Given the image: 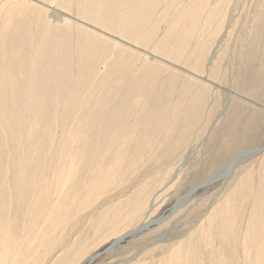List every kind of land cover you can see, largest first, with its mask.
<instances>
[{
    "label": "rangeland",
    "instance_id": "rangeland-1",
    "mask_svg": "<svg viewBox=\"0 0 264 264\" xmlns=\"http://www.w3.org/2000/svg\"><path fill=\"white\" fill-rule=\"evenodd\" d=\"M132 1L134 0H130L131 4ZM156 1L158 10L164 11L162 8L166 4L165 1ZM177 1L170 0L169 2L173 4ZM232 1L228 5L230 10L228 6L223 10L227 16L223 13V25L215 34L216 37L212 36L214 38L211 41L209 40L211 35L207 36V42H204L200 49L202 56L197 54V58L193 57L190 52L194 53L198 45L200 46V39L191 37L186 40L180 34L182 37L172 36L173 41L166 31V26H163V22L156 24L153 18L146 19V21L137 14L130 15V20L132 17V19H137L138 16V20L141 19L139 23L144 22L143 24H145L152 21L154 25H157L154 28L153 24L151 25L152 22L150 25L148 24L149 27L146 28H148V32L152 31L151 37H154L149 42L135 45L136 48L132 42L124 38L125 32H120L122 37H118V31L121 30L112 32L105 27L104 29L99 28L101 26L94 25V19L89 14L95 12V9L102 10L103 7H100L102 5L93 10L89 9V11L84 8L89 12L87 16L91 19L85 16L84 9L82 11L78 9V12L75 6L70 9L71 7L62 4L60 7L52 5L59 15L55 18L44 14L38 21L40 23L37 22L34 25V21L28 24L26 19H22L23 21L17 19L18 21L14 22L16 25L13 24L8 34L11 36L6 38L8 40L12 38L13 41L5 39V43L10 44L6 43L7 46L5 45L7 52L10 50L9 46H14L20 52L26 49L22 53V56H25L31 45L38 57L43 55V59L42 56L39 57L41 60L38 59L43 64L37 61L34 65L36 66L33 76L34 90H22L23 83L27 79L24 75L27 73V64L25 63V66L24 64H14L9 56L6 57L5 62L0 56V171L2 172H0V182L4 177L8 181L7 189L6 185L5 187L4 184L0 185V231L6 230L7 234L10 233L15 237V239L13 238L14 243H19L26 236L28 239L31 235L38 234L33 241V247L28 246L29 241L23 242V245L19 246L21 252L23 250L25 254L27 253L25 255L27 259L23 258L25 264H32L33 260V264H166L169 249L180 247L181 244L182 248L186 247L187 239L194 236L210 213L218 208H223L227 212L226 219L229 216L227 220H223L224 226L230 227L234 231L232 230L225 241H221L224 246L220 242L215 243L217 245H213L211 248L209 244H199L197 248L202 253L200 264H218L217 257L220 254L223 255L222 258L225 259L226 264H242L241 260H236V258L243 256L242 246L245 244L251 245L250 254L255 253L253 249L258 247L255 243L253 248V243L250 241L253 233L262 231L261 224L264 223L260 218L262 215L264 219V180H262V176H264V0ZM0 2H2L0 12H3L9 5L15 4V0H0ZM181 2L189 3V0ZM45 3L47 2L43 4L45 5ZM111 3H109L110 6ZM43 4L41 5L44 7ZM159 4H163V7ZM89 5L86 8H91ZM1 8L3 9L1 10ZM116 8L117 6L114 7V9ZM166 12L169 13L167 10ZM127 19L129 20V17ZM27 29H29L31 37L25 34ZM154 30L155 32H153ZM162 33L164 34L162 35ZM85 36L89 43L83 39ZM181 39L188 42L183 40L181 43ZM192 39H195L194 41L199 44L196 45ZM48 42L50 43L48 44ZM116 43L119 45L117 46ZM104 44L110 45L107 47ZM179 44H184L185 51H179L177 48L181 46ZM65 45L69 46H67V50H65ZM94 46H97V50L94 49ZM106 47L107 49L114 47L115 51L113 52L116 53L109 55L106 50H103ZM204 47L205 52H203ZM81 48L86 51L85 55L82 54L84 56L80 61L74 63L75 61L71 60L73 51ZM63 49L67 52L63 51L65 52L63 53ZM92 50L94 52H91ZM56 51L59 53L57 54ZM95 51H103V53ZM118 51L124 53L126 57L129 54L136 60L130 69L121 68L120 71L124 73L123 77L114 80L113 77L109 78L111 74L109 72L113 70L111 67H114L113 71L115 68L118 69V66L112 65ZM103 54L107 65L97 63V67L94 68L97 77L93 76L91 80L87 79L92 63L91 59L95 55L94 59L99 60L101 56H104ZM108 63L110 64L108 65ZM18 74L22 75V78L16 80V90H8L6 87L9 82L13 81ZM52 75L54 78L57 75L56 81L53 80ZM66 75L70 77L68 82ZM45 77L47 80L44 79ZM106 77L109 80L107 79L103 89L91 90L87 88L91 81H101ZM43 83L48 84L46 90H40ZM18 85L20 86L18 87ZM104 101L108 102V105L110 103L112 105L107 108ZM109 101L111 102L109 103ZM102 104L103 108L110 110V115L100 117L97 109ZM128 107L129 109L132 107L138 114L130 119L133 122L127 132V139L131 137V140L129 139L127 144H124V151L120 154L121 156L118 155L121 158L116 160L117 156L112 144H116L118 141L115 142L116 139L113 138L115 136L114 127L111 126L124 117V114L129 110ZM85 108L87 111H93V113L88 112L89 116L92 113L91 117L88 116L91 125L89 124L85 128L86 130H83L82 135L74 136V138L71 136L74 125L72 120L75 116L78 117L77 120H81L83 117L81 113L86 110ZM37 112L39 113L37 120L39 128L33 129L31 125L34 123V113ZM97 116L100 119L104 117L101 120L105 126L103 130L99 129L101 132L96 127L99 122ZM185 118L188 119L185 120ZM111 120L112 122H110ZM108 122L110 123L109 127ZM57 123H60L59 126ZM59 127L64 128V135L59 133ZM95 138L97 139L95 140ZM18 148L27 155L25 159L26 180L22 181L25 185H21L22 182L19 183L18 179L16 165L22 161L14 157ZM250 149L254 151L253 156L238 164L226 179L189 194L185 204L173 211V204L179 197L184 196L191 188L201 183L210 173L222 167L232 157ZM106 150H111V152ZM260 151L261 153H259ZM99 158L103 161L106 160V164H100ZM115 160L117 162H114ZM115 163L114 169L117 174H113L112 178L108 180L107 168L110 164ZM61 166L73 170L69 175V181L70 186H73V190L76 191L75 193L70 191L68 181L65 187L66 192L59 195L55 184L57 183V169ZM7 167L10 168L9 174L6 171ZM61 178L63 179L64 175ZM73 181L74 184H71ZM10 182L15 186L13 187ZM103 185L108 186H105V189ZM40 191L41 196H37ZM66 193L68 194L66 195ZM31 194H33L32 197ZM136 197L138 202L146 201L143 216L140 217V214L134 216L133 214L129 220L117 225L113 231L114 220L122 213L126 212L127 214L131 209H134L135 200L133 199ZM63 198L66 202L64 212L60 211L52 216V220L55 222L52 225L50 223L51 213L48 214V212L63 206L60 205ZM37 199L41 201V205L38 204L39 208L37 207L39 210L37 208L33 209L34 211L30 210ZM257 203L259 204L257 205ZM258 208L259 210H257ZM253 209H256V214ZM53 212L55 213V211ZM230 212L235 214H233L234 217L229 215ZM30 213H34L32 214L34 216ZM258 214L260 217L256 219L257 217L254 215L259 216ZM40 216H44V218L49 216V222L32 229L27 220L30 217L37 220L40 219ZM54 217L58 218L54 219ZM145 217L147 218L144 221L141 220ZM232 217L235 222L230 221L233 220ZM23 218L26 219L23 220ZM147 221L149 224L141 232L134 236H127L119 243V246H115L109 251L119 234ZM253 226L254 229H249ZM256 227L258 228L256 229ZM7 234L3 232L4 238H7ZM246 234L250 237L243 238ZM2 238L3 236L0 234V241ZM16 238L20 240H16ZM171 240L173 243L168 246ZM11 243H13L12 240ZM213 254H216V257H213ZM12 256L11 254L7 257L11 260ZM93 256L95 258L89 263L88 258ZM209 256H212V259H209ZM253 257L251 255L250 262L244 264H264V258L261 259L262 261H255ZM262 257H264V252ZM215 260L217 262H211Z\"/></svg>",
    "mask_w": 264,
    "mask_h": 264
},
{
    "label": "bare ground",
    "instance_id": "bare-ground-1",
    "mask_svg": "<svg viewBox=\"0 0 264 264\" xmlns=\"http://www.w3.org/2000/svg\"><path fill=\"white\" fill-rule=\"evenodd\" d=\"M9 1V0H8ZM156 1V0H155ZM154 1V2H155ZM165 1V2H164ZM167 1V2H166ZM170 0H163V2L164 3H168L167 5L165 4L164 5V7H163V4H159L161 7H163L162 8V10H164V11H159L158 9V4H157V1L154 3V2H152L151 0H134V1H132L133 3L131 4V2H130V0H15V4L14 5H12V6H10L9 5V7H5L4 9V11L0 14V56L5 60V59H7L8 58V56H9V58L11 59V61L14 63V64H19V65H23L24 64V66H25V63L27 64V66H26V68H27V73H24V75L27 77V79H26V81H24L25 83H23V89L22 90H34V83H35V80H33V76H34V71H35V67L36 66H34L35 65V63H37V61H39V60H41V59H39V57H41L42 56V59H43V55H39V57H38V55L34 52V50H33V47L30 45L29 47H28V52L26 53V55L25 56H22V53H23V51L24 50H26V49H23L22 50V52H20V50L19 49H17V47L15 48L14 46L12 47V46H9L10 47V50H8V52H7V50L5 49V47L7 46L6 45V43H8V42H6L5 43V39L7 38V36H8V38L11 36H9L8 34L10 33L9 31H10V29L13 27V24H14V22L18 19H26L28 22V24H30V23H32L33 21V25L35 24V23H37L38 21H40L41 20V17L42 16H44V14L46 15V14H48V15H50V17H53V18H55V17H57V16H59L58 15V13L56 12V10H55V8H52V5H53V7H60L62 4H66L67 6H69V7H71L70 9H72V7H74L75 6V8H77V11H78V9L79 10H83L84 8L85 9H88V11H89V9H91V10H93L94 8H96L97 6H99V5H102V6H100V7H103L102 8V10L104 9V11H102V10H97V9H95V12H92L91 14H89L90 15V17H92L93 19H94V25H99V26H101V27H99V28H103L104 29V27L105 28H107V29H109L110 31H118V30H121V31H118L119 32V34L121 35H119V34H117L118 35V37H122V34L120 33V32H125V37L124 38H127L128 39V41H130V42H132L133 44H134V47H135V45H137V44H142V43H144V42H149L150 40H151V38L152 37H154V36H152L151 37V32H148V28H146L147 26L149 27V25H150V23L152 22L151 20H149V21H151L150 23L148 22V23H145V24H143V23H139V21L143 18V19H151V18H153L154 20H155V23L157 24V23H160V22H163V26L165 27L166 26V28H167V30L166 31H168V33L170 34V36L172 37H174V35H175V38L176 37H180L181 35L180 34H182L183 35V37H185V39L187 40L188 38H191V37H196V38H198V40L200 41V46L198 45L199 44V42H198V44L196 43V45H198V48L196 49V48H194V49H196L195 51H194V53L193 52H190V53H192L191 55H193V57H196L197 58V54L198 55H200V56H202L201 55V51H200V49H202V45H203V43L204 42H207V36L209 37L210 35H211V37L212 36H215V34L217 33V31H219L220 30V28L222 27V25H223V13H225V11L223 12V10L229 5V3L232 1V0H210V2H209V0H189V3H186V2H181L182 0H176L177 1V3H173V4H171L172 2H169ZM172 1V0H171ZM17 2H19L18 4H16ZM42 2V3H41ZM44 2H47V3H45V5L43 4ZM110 2H112L111 3V6L109 5V3ZM130 2V3H129ZM160 2H161V0H160ZM175 2V1H174ZM232 2H234V0L232 1ZM2 2H0V4H1ZM8 3V2H7ZM183 3V4H182ZM13 4V3H12ZM41 4H43L44 5V7L41 5ZM88 4H90L89 6L91 7V8H86V6L88 5ZM113 4H115V5H113ZM235 4V3H234ZM3 5V4H2ZM231 5L232 6H234L232 3H231ZM230 5V6H231ZM115 6H117V8L116 9H114V7ZM241 6V5H240ZM235 7V6H234ZM44 8V9H43ZM98 8V7H97ZM156 8H157V11H155L156 10ZM3 8H1V10H2ZM51 9V10H50ZM52 9H54L55 11H53ZM57 9V8H56ZM62 10H64L63 8H61ZM65 9H66V7H65ZM83 10L84 12H85V16L86 17H88V18H90L89 16H87V14L89 13L87 10ZM100 9V8H99ZM228 9L230 10V8H229V6H228ZM69 10V9H68ZM74 10V9H73ZM73 10H71V11H73ZM166 10L167 11H169V13H170V16H169V13L167 14V12H166ZM245 10V9H244ZM51 11H53V12H51ZM75 11H76V9H75ZM87 11V12H86ZM226 11H228L227 9H226ZM49 12V13H48ZM79 12V11H78ZM166 12V13H165ZM132 13H134V15H138L141 19H139L138 20V16H137V19H132L131 18V20H130V15L132 14ZM26 14H28V15H26ZM119 14V15H118ZM83 15V14H82ZM225 15H226V13H225ZM62 16V15H61ZM84 16V17H85ZM127 16V17H126ZM131 16H133V15H131ZM142 16V17H141ZM169 16V18H167ZM227 16V15H226ZM225 16V17H226ZM46 17V16H45ZM129 17V20L127 19ZM44 18V17H43ZM135 18H136V16H135ZM33 19V20H32ZM58 19H60L59 17H58ZM63 19V18H62ZM91 19V18H90ZM17 20V21H18ZM48 20V19H47ZM54 21H55V19H53ZM57 20V19H56ZM146 20V21H147ZM23 21V20H22ZM25 21V20H24ZM45 21V20H44ZM43 21V22H44ZM63 21V20H62ZM144 21V20H143ZM30 22V23H29ZM60 22V21H59ZM64 22V21H63ZM16 23V22H15ZM27 23H26V25H27ZM38 23H40V22H38ZM55 23V22H54ZM154 22H152L151 23V25L153 24ZM43 24V23H42ZM50 24H51V22H50ZM58 24V23H57ZM61 24V23H60ZM149 24V25H148ZM161 24V23H160ZM165 24V25H164ZM16 24H14V26H15ZM159 25V24H158ZM154 26H157V25H154L153 24V27ZM31 27H32V25H31ZM30 27V28H31ZM51 27V26H50ZM152 27V28H153ZM27 28H28V25H27ZM45 28V27H44ZM54 28V27H53ZM55 28H56V26H55ZM151 28V27H150ZM155 28V27H154ZM62 29V28H61ZM145 29H147L146 31H145ZM159 29H160V27H159ZM57 30V29H56ZM98 30V29H97ZM140 30H142V31H145V32H142V31H140ZM149 30H152V29H149ZM164 30V29H163ZM17 31V30H16ZM82 31V30H81ZM159 31V30H158ZM238 31V30H237ZM31 32V31H30ZM47 32H48V30H47ZM153 32H155V30L153 31ZM162 32H164V31H162ZM176 32V33H175ZM67 33V32H66ZM167 33V35H169ZM25 34L26 35H30L29 34V29H27L26 31H25ZM25 34H23V36L25 35ZM156 34V33H155ZM164 33H162V35H163ZM12 35H14V34H12ZM16 35V34H15ZM51 35V34H50ZM56 35V34H55ZM61 35V34H60ZM152 35H154V33H152ZM158 35V34H157ZM166 35V36H167ZM40 36V35H39ZM38 36V37H39ZM59 36V35H58ZM165 36V37H166ZM13 37V36H12ZM25 37V36H24ZM30 37H31V35H30ZM33 37V36H32ZM36 37H37V35H36ZM156 37V36H155ZM167 37H169V36H167ZM166 37V38H167ZM172 37V38H173ZM182 37V36H181ZM209 37L208 39L209 40H211V39H213L214 37ZM216 37V36H215ZM26 38V37H25ZM29 38V37H28ZM73 38V37H72ZM86 36L83 38V39H85L86 40ZM160 38V37H159ZM162 38V37H161ZM166 38H164V39H166ZM30 39V38H29ZM31 39H34V38H31ZM43 39H44V37H43ZM8 39H6V41H7ZM13 41L12 40V38H10L8 41ZM28 40V39H27ZM34 40H36V39H34ZM33 40V41H34ZM38 40V39H37ZM40 40H41V38H40ZM104 40V39H103ZM153 40V39H152ZM177 40H178V38H177ZM177 40H176V42H177ZM184 40V39H183ZM183 40L181 39L180 41H182L181 43H183ZM30 41V40H29ZM28 41V42H29ZM42 41V40H41ZM86 41H88L87 43H89V40H86ZM85 41V42H86ZM117 41V40H116ZM162 41V40H161ZM173 41H174V38H173ZM180 41H178V42H180ZM190 41V40H189ZM196 41H197V39H196ZM212 41V40H211ZM233 41V40H232ZM15 42V41H14ZM27 42V43H28ZM38 42V41H37ZM84 42V43H85ZM153 42V41H152ZM165 42V41H164ZM169 42V41H168ZM184 42H188V41H185L184 40ZM214 42V41H213ZM11 43V42H10ZM26 43V42H25ZM31 44H32V41L30 42ZM50 42H48V44H49ZM151 43V42H150ZM9 44V43H8ZM12 45H13V43H11ZM38 44V43H37ZM74 44V43H73ZM97 44V43H96ZM107 44V43H106ZM117 44V46L119 45L118 43H116ZM186 44V43H185ZM192 44V43H191ZM6 45V46H5ZM10 45V44H9ZM42 45V44H41ZM56 45V44H55ZM54 45V46H55ZM77 45H78V42H77ZM82 45V44H81ZM92 45H93V43H92ZM99 45V44H98ZM105 45V44H104ZM103 45V46H104ZM110 45V44H109ZM109 45H105V46H109ZM146 45V44H145ZM175 45V47H176V44H174ZM179 45H181V44H179ZM193 45V44H192ZM207 45V44H206ZM206 45H204L205 47H206ZM16 46H18V45H16ZM21 46V45H20ZM35 46V45H34ZM37 46V45H36ZM53 46V47H54ZM58 46V45H57ZM66 46V45H65ZM68 46V45H67ZM65 47L64 49L65 50H67L68 49V47ZM88 46V45H87ZM86 46V47H87ZM90 46V45H89ZM101 46V45H100ZM105 46H104V48H105ZM114 46H116V45H114ZM183 46V47H182ZM208 46V45H207ZM210 46V45H209ZM72 47V46H71ZM70 47V48H71ZM75 47V46H74ZM79 47V46H78ZM77 47V48H78ZM84 47V46H83ZM91 47H93V46H91ZM107 47H106V49H103V50H106V52H108L109 53V55L110 54H112V53H114L113 51H115L114 50V47L113 48H108L107 49ZM185 46H184V44H182L181 46H179V47H177V48H179V51H185L184 48ZM205 47H204V50H203V52H205ZM212 47V46H211ZM8 48V47H7ZM20 48H23V47H20ZM26 48V47H25ZM34 48H36V47H34ZM39 48H40V46H39ZM38 48V49H39ZM62 48H63V46H62ZM88 48H90V47H88ZM97 48V46H94V49H96ZM98 48H100L99 46H98ZM118 48V47H117ZM136 48V47H135ZM173 48V47H172ZM184 48V49H183ZM54 49V48H53ZM52 49V50H53ZM58 49V48H57ZM61 49V48H60ZM62 50V52L63 51H65V50ZM76 49V48H75ZM84 49V48H83ZM82 48L80 49V50H74V49H72V50H74L73 51V56H72V61L74 60L75 62L74 63H76L78 60L80 61V59L82 58V56H84L85 54H84V52H86L85 50H83ZM93 49V50H94ZM188 49V48H187ZM40 50V49H39ZM48 50V49H47ZM71 50V51H72ZM86 50H88L87 48H86ZM91 51V52H94V51ZM97 50V49H96ZM224 50V49H223ZM61 51V50H60ZM121 51V50H120ZM192 51V50H191ZM200 51V52H199ZM39 52V51H38ZM51 53H52V51H50ZM61 52V53H62ZM65 52H67V51H65ZM65 52H63V53H65ZM95 52H102L103 53V51H95ZM119 52V51H118ZM117 52V53H118ZM122 52H123V50H122ZM125 52V51H124ZM189 52V51H188ZM200 54H199V53ZM50 53V55H52V54H54L55 53V50H54V53H52L51 54ZM56 53L58 54L59 52H57L56 51ZM88 53H89V50H88ZM102 53H100V54H102ZM116 53V52H115ZM114 53V54H115ZM181 53V52H180ZM185 53V52H184ZM209 53V52H208ZM48 54V53H47ZM70 54V53H69ZM82 54H84V55H82ZM92 54H94V53H92ZM106 54V53H105ZM127 54V53H126ZM223 54V53H222ZM55 55V54H54ZM53 55V56H54ZM62 55H64V54H62ZM66 55V54H65ZM97 55V54H96ZM99 55V54H98ZM104 55V54H103ZM187 55V54H186ZM204 55V54H203ZM52 56V57H53ZM58 56V55H57ZM68 56V55H67ZM70 56V55H69ZM90 56V55H89ZM88 56V57H89ZM95 56V55H94ZM94 56H93V59H91V68H90V70H89V74L87 75V79L89 78L90 80L92 79V77L94 76V77H97V75H95V66L97 67V63H99V64H105V62H106V58H105V55L104 56H101L100 57V59L99 60H96V59H94ZM117 56V57H116ZM116 56H115V60H114V62H113V66L115 65V66H118V69H116L115 68V71H113L114 70V67H111L113 70V72L111 71V72H109V78H111V77H113L114 78V80H116L115 78H121V77H123V71H120V69L121 68H123V67H127V68H129L130 69V67H133L132 65H133V62H135V58L133 57V56H129V54H127V57L124 55V53H121V52H119L118 54H116ZM129 56V57H128ZM177 56V55H176ZM184 56V55H183ZM189 56V55H188ZM220 56V55H219ZM7 57V58H6ZM50 57V56H49ZM56 57V56H55ZM59 57V56H58ZM62 57V56H61ZM65 57V56H64ZM64 57H63V59H64ZM87 57V56H86ZM85 57V58H86ZM91 57V56H90ZM107 57V56H106ZM110 57V56H109ZM175 57V56H174ZM48 58V57H47ZM92 58V57H91ZM189 58V57H188ZM218 58V57H217ZM9 59V60H10ZM39 59V60H38ZM84 59V58H83ZM89 59V58H88ZM107 59H108V57H107ZM173 59V58H172ZM176 59H177V57H176ZM195 59V58H194ZM193 59V60H194ZM48 60V59H47ZM65 60H66V57H65ZM179 60V59H178ZM186 60V59H185ZM192 60V59H191ZM1 61V60H0ZM5 62H6V60H5ZM71 62V61H70ZM185 62V61H184ZM187 62V61H186ZM195 62V61H194ZM2 64H3V62H1ZM7 63H8V61H7ZM39 63H42L43 64V62H41V61H39ZM78 63V62H77ZM193 63V62H192ZM9 64V63H8ZM72 64V63H71ZM85 64V63H84ZM110 63H108V65H109ZM39 65V64H38ZM105 65H107V64H105ZM86 66V65H85ZM38 67H40V66H38ZM4 68V67H3ZM148 68V67H147ZM24 69V68H23ZM37 69H39V68H37ZM46 69V68H45ZM84 69H85V67H84ZM100 69V68H99ZM25 71H26V69H24ZM42 70H43V68H42ZM41 70V72L43 73V71ZM138 70V69H137ZM137 70H135V71H137ZM1 71H2V69H1ZM49 71V70H48ZM84 71V70H83ZM109 71V70H108ZM126 71V70H125ZM47 72V71H46ZM56 72V71H55ZM73 72V71H72ZM86 72V71H85ZM2 73V72H1ZM63 73V72H62ZM88 73V72H87ZM210 73V72H209ZM12 74V73H11ZM37 74V73H36ZM132 74H134V73H132ZM136 74V73H135ZM146 74V73H145ZM211 74V73H210ZM24 75H23V77H24ZM47 75H48V73H47ZM83 75H84V73H83ZM51 76V75H50ZM56 76L57 75H55V78L53 77V75H52V77H53V80H55L56 81ZM68 75H66L65 77H67ZM128 76V75H127ZM135 76V75H134ZM133 76V77H134ZM51 77V78H52ZM103 77H105V76H103ZM108 77H106V79H102L101 81H99V80H97V82H96V80H95V82L94 81H91V84H89V83H87V84H89V87H87V88H90L91 90H100V89H103V87L106 85V82H107V79H108ZM132 77V78H133ZM14 78V77H13ZM22 78V75H20V74H18V75H16L15 76V79L13 80V81H11V82H9V84H8V86L6 87V85H4L6 88H8V90H16V88H17V83H16V80H19V79H21ZM47 77H45L44 79L45 80H47L46 79ZM69 76L67 77V82L68 81H70L69 80ZM72 78V77H71ZM58 79V78H57ZM77 79V78H76ZM96 79V78H95ZM131 79V78H130ZM43 80V79H42ZM50 80V79H49ZM109 80V79H108ZM110 80H112V79H110ZM119 80V79H118ZM52 81V80H51ZM113 81V80H112ZM7 82V81H6ZM58 82V81H57ZM100 82V83H99ZM110 82V81H109ZM118 82V81H117ZM140 82V81H139ZM38 83H40V82H38ZM46 83H47V81H46ZM46 83H43L42 84V88L40 89V90H46V85H48V84H46ZM63 83V82H62ZM129 83V82H128ZM127 83V84H128ZM49 84H50V82H49ZM56 84V83H55ZM54 84V85H55ZM86 84V85H87ZM109 84V83H108ZM51 85H52V83H51ZM62 85V84H61ZM110 85V84H109ZM139 85V84H138ZM20 85H18V87H19ZM55 87V86H54ZM65 87V86H64ZM66 88H68V86H66ZM85 88V87H84ZM86 88V89H87ZM73 89V88H72ZM81 89V88H80ZM75 90V89H74ZM78 90H79V88H78ZM89 90V89H88ZM102 91V90H101ZM73 92V91H72ZM97 92V91H96ZM78 93V92H77ZM100 93V92H99ZM44 94V93H43ZM77 95V94H76ZM98 96V95H97ZM190 99V98H189ZM110 100V99H109ZM94 101V100H93ZM108 101V100H107ZM98 102V101H97ZM105 102V101H104ZM111 101H109V103H110ZM178 102V101H177ZM32 103V102H31ZM40 103V102H39ZM187 103V102H186ZM84 104V103H83ZM87 104V103H86ZM86 104H84V105H86ZM105 104L107 105V108H108V106L109 105H112L111 103L108 105V102H105ZM116 105V104H115ZM180 105V104H179ZM200 105V104H199ZM99 106V105H98ZM105 106V105H104ZM85 107V106H84ZM83 107V108H84ZM89 107V106H88ZM92 107V106H91ZM97 107V106H96ZM100 107V106H99ZM185 107V106H184ZM78 108H80V107H78ZM83 108H81V109H83ZM90 108V107H89ZM88 108V109H89ZM113 108V107H112ZM111 108V109H112ZM86 109V108H85ZM93 109H94V107H93ZM97 109V108H96ZM128 109H129V107H128ZM91 110H92V108H91ZM95 110V109H94ZM114 110V109H113ZM113 110H111V112H113ZM137 110H140V109H137ZM76 111V110H75ZM79 111H80V109H79ZM90 110H88L87 111V109L85 110V111H82L83 113H81V115H83V117L81 118V120H77L78 119V117L77 116H75L74 118H73V120L72 121H74V125H73V127H72V134H71V136H79L80 134L82 135V133L86 130L85 128L86 127H88L89 126V124H90V119H89V117H91L92 116V113H93V111H90V112H92L91 113V115L89 116L88 114V112H89ZM97 111H98V113L100 114V117H102V116H108V115H110L109 114V112H110V110L109 109H105V108H103V104L101 105V107L100 108H98L97 109ZM34 112V111H33ZM36 112V111H35ZM118 113L120 112V111H117ZM61 113V112H60ZM95 113V112H94ZM117 113V114H118ZM125 113V112H124ZM116 114V113H115ZM138 113L136 112V110H134L132 107H130V109L128 110V112L126 113V114H124V117L123 118H121V119H119L120 121L119 122H117V123H115L114 124V122H113V124H114V126H111V127H114V134H115V136L113 137V138H115L116 140H115V142H117L116 144H112L113 146H114V148H115V152H116V156H117V159L116 160H118L119 159V157L121 156L120 154L124 151V148H123V146H124V144L126 145L127 143V141L131 138H129V139H127L128 138V136H127V132H128V130H129V128H130V126H131V123L133 122L132 120H130V119H132L133 118V116L134 117H136V115H137ZM34 115H35V117H34V123L31 125V127H33V129H38L39 128V125H38V123H37V120H38V118H39V113L37 112L36 114L34 113ZM59 115V114H58ZM120 115H121V113H120ZM11 116V115H10ZM89 116V117H88ZM95 116V115H94ZM117 116V115H116ZM123 116V115H122ZM61 117V116H60ZM98 117V116H97ZM103 117V118H104ZM112 117V116H111ZM99 118V117H98ZM103 118H101L102 120H103ZM110 118V117H109ZM113 118V117H112ZM120 118V117H119ZM178 118V117H177ZM181 118H183L182 116H181ZM96 119V118H95ZM100 118H99V122L96 124V127L98 128V131H100L101 132V130H99V129H104V126H105V123L101 120ZM135 119V118H134ZM137 119V118H136ZM188 119V118H187ZM186 118H185V120H187ZM93 120V119H92ZM106 120V119H105ZM137 120H139V119H137ZM184 120V119H183ZM94 121V120H93ZM108 121V120H107ZM107 121H105L106 123H107ZM110 122H112V120L110 121ZM140 122V121H139ZM188 122V121H187ZM137 123V122H136ZM185 123V122H184ZM203 123V122H202ZM56 124V123H55ZM58 124V126H59V124L60 123H57ZM94 124H95V122H94ZM109 122H108V127H109ZM189 124V123H188ZM91 125V124H90ZM133 125V124H132ZM63 126H64V124H63ZM69 126V125H68ZM4 127V126H3ZM62 127V126H61ZM61 127H59V133H61L62 135H64V133H65V131H64V128H61ZM94 127V126H93ZM135 127L137 128V126L135 125ZM7 129V128H6ZM85 129V130H84ZM94 129H96V128H94ZM84 130V131H83ZM106 130H108V129H106ZM135 130H137V129H135ZM8 131V130H7ZM95 131V130H94ZM138 131V130H137ZM40 132V131H39ZM97 132V131H96ZM14 133V132H13ZM12 133V134H13ZM68 133H70L69 131H68ZM102 133H103V131H102ZM107 133V132H106ZM110 133H111V131H110ZM9 134V133H8ZM18 134V133H17ZM87 134V133H86ZM94 134H95V132H94ZM97 135H98V133H96ZM66 135V134H65ZM96 135V136H97ZM102 135V134H101ZM191 135V134H190ZM24 137V136H23ZM63 137V136H62ZM65 137V136H64ZM83 137V136H82ZM12 138V137H11ZM61 138V137H60ZM75 138V137H74ZM87 138V137H86ZM99 138V137H98ZM62 139V138H61ZM97 138H95V140H96ZM14 140V139H13ZM64 140H65V138H64ZM77 140V139H76ZM94 140V139H93ZM131 140V139H130ZM5 141V140H4ZM69 141V140H68ZM121 141V142H120ZM15 142V141H14ZM78 142H79V140H78ZM110 142V141H109ZM97 143H98V141H97ZM65 146H66V143H65ZM4 147H5V145H4ZM8 147V146H7ZM64 147V146H63ZM68 147V146H67ZM66 147V148H67ZM65 148V147H64ZM107 148H109V147H107ZM106 148V149H107ZM111 148L114 150V148L111 146ZM133 148V147H132ZM26 149V148H25ZM99 149H101V148H99ZM4 150H5V148H4ZM135 150V149H134ZM7 152H8V150H6ZM63 151V150H62ZM106 151H108V150H106ZM12 152H13V150H12ZM108 152H111V150H109ZM107 152V153H108ZM115 152H113V153H115ZM253 149H250V150H244V151H242V152H240V153H238L237 155H235L234 157H232L227 163H224L223 164V166L222 167H219V169H217L216 171H213L212 173H210L201 183H199L197 186H195V187H193V188H191L184 196H182V197H179L176 201H175V203L173 204V211H175L174 209H176V208H179V207H181V206H183L184 204H185V202H186V199H187V197L189 196V194H192V193H194L195 191H197V190H199V189H205V188H207V187H210V186H213L214 184H216V183H218V182H220V181H223L224 179H226L227 178V176H229V174L236 168V166L238 165V164H240V163H242L243 161H245V160H247L248 158H250L251 156H253ZM1 153V152H0ZM61 153V152H60ZM259 153H261V151L259 152ZM65 154V153H64ZM75 154V153H74ZM104 154H105V152H104ZM3 155V154H2ZM8 155V154H7ZM16 156H14V157H16V158H18V159H20V160H22V161H18L19 163L16 165V167H17V169H18V175H19V183H21L25 178H26V173H25V159H26V157H27V155H25V153H24V151L22 152V150L20 149V148H18V152H17V154H15ZM118 155H120L119 157H118ZM62 156V155H61ZM74 156V155H73ZM112 156V155H111ZM8 157V156H7ZM9 158V157H8ZM7 158V159H8ZM67 158V157H66ZM70 158H71V156H70ZM69 157H68V159H70ZM111 158H113V157H111ZM121 158V157H120ZM36 159V158H35ZM62 159V158H61ZM100 159V158H99ZM115 159V158H114ZM60 160V159H59ZM75 160V159H74ZM73 160V161H74ZM113 160V159H112ZM114 161V162H117V161ZM7 161V160H6ZM16 161V160H15ZM68 161H70V160H68ZM120 161V160H119ZM1 162V161H0ZM61 162V161H60ZM64 162H65V160H64ZM8 163H9V161H8ZM32 163V162H31ZM70 163V162H69ZM99 163L100 164H102V165H105L106 164V160L105 161H103L102 159H100V161H99ZM30 164V163H29ZM64 164V163H63ZM7 165H9V164H7ZM62 165V164H61ZM89 165V164H88ZM115 165H116V163L115 164H110L109 166H108V168H107V177H108V180H110L111 178H112V176H113V174H117V171H115V169H114V167H115ZM90 169H92V168H90ZM6 171L8 172V174H9V172H10V168L9 167H7V169H6ZM11 171H12V169H11ZM72 169L71 168H66V167H64V166H61L59 169H57V183L55 184V185H57V189H58V193H59V195L60 194H62V193H64V192H66L65 191V187L67 186V184H68V181H69V175L72 173ZM76 171V173H77V170H75ZM74 171V172H75ZM1 172V171H0ZM6 172V173H7ZM262 172H263V170H262ZM2 173V172H1ZM264 173V172H263ZM6 175V174H5ZM62 175H64V178L62 179L61 178V176ZM76 175V174H75ZM256 175V174H255ZM263 175V174H262ZM74 176V175H73ZM13 177V176H12ZM259 177V176H258ZM263 177V179L262 180H264V176H262ZM11 179H13V178H11ZM16 179V178H15ZM17 179V180H18ZM29 179V178H28ZM26 180V179H25ZM258 180H259V178H258ZM7 178H3V181L2 182H0V185L1 184H4V187H5V185L7 186ZM17 182V181H16ZM25 182V181H24ZM29 182V181H28ZM11 183V182H10ZM36 183V182H35ZM38 183V182H37ZM71 184H74V181L71 183ZM87 184V183H86ZM263 184H264V182H263ZM11 185L13 186V184L11 183ZM21 185H25V184H23V182H22V184ZM258 185V184H257ZM15 186V185H14ZM13 186V187H14ZM42 186V185H41ZM54 186V185H53ZM104 186V185H103ZM106 186V185H105ZM104 186V188L106 189V187L108 186H106L105 187ZM245 186H246V184H245ZM262 186V185H261ZM34 187H37V186H34ZM68 187H70L69 189H70V191H72L73 193H75L76 191L75 190H73V186H70V181H69V186ZM78 187V186H77ZM89 187H92L91 185H89ZM8 188V186L6 187V189ZM41 188V187H40ZM54 188V187H53ZM26 189H27V187H26ZM39 189V188H38ZM43 189V188H42ZM41 189V190H42ZM89 189V188H88ZM87 189V190H88ZM262 189V188H261ZM23 190V189H22ZM40 190V189H39ZM55 190H56V188H55ZM9 192V191H8ZM7 192V193H8ZM34 192V191H33ZM32 192V193H33ZM71 192V193H72ZM234 192V191H233ZM56 193V192H55ZM260 193V192H259ZM45 194H46V191H45ZM68 193H66V195H67ZM32 195L33 194H31V197H32ZM44 195V194H43ZM65 195V194H64ZM65 195V196H66ZM9 196V195H8ZM37 196H41V191L39 192V193H37ZM259 197V196H258ZM65 198V197H64ZM64 198L62 199V201H61V204L60 205H63V206H61V207H54L55 209L53 210V211H55V213L52 211V212H48V214L49 213H51V219L49 218V216L48 217H46V218H44V216H40V219L37 221L35 218H33V217H30V219L29 220H27L28 221V223H29V225L32 227V229L34 228V227H36V226H41V225H46L48 222H49V219H50V223L52 224V225H54V221L52 220L53 218H52V216L54 215V214H57V212L59 213L60 211L62 212H64V207H65V205H66V202L64 201ZM231 198V197H230ZM256 198H257V194H256ZM10 199V198H9ZM9 199H8V201H9ZM35 199V198H34ZM67 199V198H66ZM137 197L135 198V199H133V200H135V202H134V209H131L130 210V212L129 213H127L126 214V212H124V213H122V215L121 216H118L117 218H116V220H114V225L112 226V230L113 231H115V227L117 226V225H121L124 221L126 222L127 220H129L130 218H131V215H133L134 214V216H136V215H141L140 217H142L143 216V208H144V205H145V202H143V201H141V202H138L137 200ZM11 200V199H10ZM257 202L259 201V199L258 200H256ZM64 202V203H63ZM184 202V203H183ZM225 202H227V201H225ZM232 202V201H231ZM41 203V201L40 200H38L37 199V201L33 204V207L30 209V210H33V209H36L37 207L39 208V206H38V204H40ZM229 203V202H228ZM227 203V204H228ZM242 203V202H241ZM56 204V203H55ZM54 204V205H55ZM226 204V203H225ZM229 204H231V203H229ZM259 203H257V205H258ZM6 205V204H5ZM11 205V204H10ZM41 205V204H40ZM232 205H233V202H232ZM231 205V206H232ZM56 206V205H55ZM58 206V205H57ZM222 206V205H221ZM10 207V206H9ZM44 207V206H43ZM43 207H41V208H43ZM227 207V206H226ZM229 207H230V205H229ZM37 208V209H38ZM232 209H234L233 207H231ZM231 208H229V209H231ZM237 208V207H236ZM10 210L9 211H11V208H9ZM51 209H53V207H51ZM231 209V210H232ZM264 209V208H263ZM39 210V209H38ZM38 210H37V212H38ZM43 210V209H42ZM45 210V209H44ZM49 210V209H48ZM226 210H227V208H226ZM237 210V209H236ZM235 210V211H236ZM254 210V209H253ZM256 210V209H255ZM254 210V211H255ZM257 210H259V208L257 209ZM8 211V212H9ZM34 211V210H33ZM228 211V210H227ZM234 211V210H233ZM66 212V211H65ZM258 212V211H257ZM262 212V211H261ZM29 213V212H28ZM236 213V212H235ZM254 213V212H253ZM32 214H34V213H30V215H32ZM40 214V213H39ZM41 214H42V212H41ZM47 214V215H48ZM65 214V213H64ZM126 214V215H125ZM233 212H232V214H231V212H230V214L229 215H232L233 216ZM255 214H256V211H255ZM28 215V214H27ZM62 215V214H61ZM226 215H227V212H225V210L223 209V208H218V209H215L214 211H212L211 213H210V215L206 218V220H205V222H204V226L203 225H201V227H200V229H198V232L197 233H195V235L194 236H192V237H189L188 239H187V244H186V247H181V245H180V247H175V248H173V249H169V255H168V258H167V261H166V264H200L201 263V251L197 248L198 246H199V244H204V245H207V244H209V246H210V248H211V246H213V245H217V244H215V243H222L223 244V242H221V241H225L226 239H227V237H229V235H230V233H232V230H231V228L230 227H227V226H224V223H223V220H227L228 218H229V216H228V218L226 219ZM235 215V214H234ZM238 215V214H237ZM259 215V214H258ZM6 216V215H5ZM4 216V217H5ZM32 216H34V215H32ZM46 216V215H45ZM57 216V215H56ZM255 217H257L256 219H258L259 217H260V215L259 216H257V215H254ZM7 217H9V215L7 214ZM36 217H38L37 216V214H36ZM59 217V216H58ZM57 217V218H58ZM130 217V218H129ZM234 217V216H233ZM233 217H232V219H233ZM57 218H55L54 217V219H57ZM61 218V217H60ZM59 218V219H60ZM147 217H145L144 219H141V220H145ZM262 220H261V222L263 223L264 222V219H263V216L261 215V217H260ZM7 219V218H6ZM24 219H26V218H23V220ZM231 219V218H230ZM237 220V219H236ZM255 220V219H254ZM3 221V220H2ZM8 221V220H7ZM6 221V222H7ZM61 221V220H60ZM230 221H234V219L233 220H230ZM4 222V221H3ZM5 222V223H6ZM13 222V221H12ZM142 222V221H141ZM235 222V221H234ZM234 222H232L233 224H234ZM257 222V221H256ZM22 223H23V221H22ZM27 223V222H26ZM28 223H27V226H28ZM56 223H57V221H56ZM107 223V222H106ZM109 223V222H108ZM228 223H229V221H228ZM231 223V222H230ZM250 223V222H249ZM9 224V223H8ZM142 224H144V225H142ZM147 224H149V222L147 221V222H143V223H140V224H138V225H135L131 230H129V231H124L123 233H121V234H119L117 237H116V239L114 240V244H115V246H119V243L120 242H122L125 238H127V236H131V235H136V234H138L139 232H141L144 228H146V226H147ZM251 224V223H250ZM249 224V225H250ZM2 225V224H1ZM24 225V227H25V224H23ZM22 225V226H23ZM139 225H142V226H139ZM253 225V224H252ZM251 225V226H252ZM255 225V224H254ZM262 225V227H261V229H262V234H261V232H255V233H253V237H252V239H251V241L250 242H252L253 243V248H254V245H255V243H256V247H258V248H256V249H253V251L255 252L254 254H250V251H251V245H248V244H245V245H243L242 247V249H243V256L241 257H238V258H236V260H241V262H242V264H244V263H248V262H250L249 260H251V255L252 256H254L253 258L255 259V261H262L261 259H263L264 257H262V254H263V252H264V249H263V247H264V223L263 224H261ZM4 226V225H3ZM16 226V225H15ZM234 226V225H233ZM237 226V225H236ZM2 227V226H1ZM11 227V226H10ZM43 227V226H42ZM226 227H227V229H226ZM247 227V226H246ZM26 228V227H25ZM45 228H46V226H45ZM258 227H256V229H257ZM10 229H12V228H10ZM30 229V228H29ZM249 229H254V226L253 227H249ZM260 229V228H259ZM260 229V230H261ZM26 230V229H25ZM35 230V229H34ZM260 230H257V231H260ZM3 230H1L0 231V234H2V236H3V238H2V240L0 241V264H25L26 262H24V260H23V258H26L25 257V255L27 254H25V252H23V250H22V252L19 250V246H20V244L21 245H23V242L24 243H26V242H30V243H27L28 244V246H31V247H33L32 246V244H33V241L35 240V238L37 237V235H31L28 239H27V236H26V238L24 237V238H22L21 240L20 239H17L16 238V240H20L19 241V243L17 242V243H14V240H13V238L15 239V237H13L10 233H8L7 234V231L5 230V231H3V232H6V234H7V238H4V235H3V232H2ZM27 231V230H26ZM29 231V230H28ZM31 231V230H30ZM234 231V230H233ZM251 231V230H250ZM33 232V231H32ZM120 233V232H119ZM30 234H31V232H30ZM258 234V235H257ZM19 235V234H18ZM23 236V235H22ZM19 237V236H18ZM247 237H250V236H247V234H246V236L245 237H243V238H247ZM235 238V237H234ZM24 239H25V241H24ZM11 240L13 241V243H11ZM23 240V241H22ZM242 240V239H241ZM230 241V240H229ZM36 242V241H35ZM175 242V241H174ZM173 243V240H171L170 241V243L168 244V246H170L171 244ZM242 243H244V242H242ZM200 245V246H201ZM203 245V246H204ZM184 246V245H183ZM223 246H224V244H223ZM236 246V245H235ZM228 247V246H227ZM237 247V246H236ZM231 248V247H230ZM41 249V248H40ZM26 249H24V251H25ZM27 251V250H26ZM48 251V250H47ZM206 251V250H205ZM16 252H19V253H16ZM207 252V251H206ZM217 252V251H216ZM219 252V251H218ZM231 253V252H230ZM13 255L12 256V258H11V260H9L10 258L9 257H7V256H9V255ZM217 254H220V253H217ZM32 255H33V253H32ZM213 257H216V254L214 255H212ZM212 256H209L208 258L209 259H212ZM222 256L223 255H219L217 258H218V264H226V262H225V259H223L222 258ZM236 256V255H235ZM97 257V256H96ZM225 257V256H224ZM9 258V259H8ZM95 258V256H93V257H90V258H88L89 260H88V262L90 263L93 259ZM203 258V257H202ZM27 259V258H26ZM33 259V258H32ZM227 259V258H226ZM39 260H41V259H39ZM30 261V260H29ZM34 261V260H33ZM33 261H32V264H33ZM230 261V260H229ZM41 262V261H40ZM211 262H217V260H215V261H211ZM254 262V261H253ZM264 262V261H263ZM35 263V262H34ZM37 263V262H36ZM82 263V262H81ZM30 264V263H29ZM41 264V263H40ZM253 264V263H252ZM255 264V263H254ZM261 264V263H260Z\"/></svg>",
    "mask_w": 264,
    "mask_h": 264
},
{
    "label": "water",
    "instance_id": "water-1",
    "mask_svg": "<svg viewBox=\"0 0 264 264\" xmlns=\"http://www.w3.org/2000/svg\"><path fill=\"white\" fill-rule=\"evenodd\" d=\"M115 247V244H113V246L111 247V249L109 250V251H111L112 250V248H114Z\"/></svg>",
    "mask_w": 264,
    "mask_h": 264
}]
</instances>
